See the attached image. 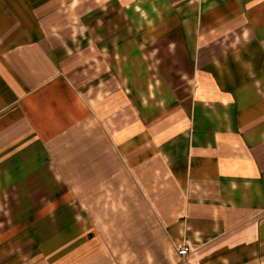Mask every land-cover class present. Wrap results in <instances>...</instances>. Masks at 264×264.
Listing matches in <instances>:
<instances>
[{"label":"crops","instance_id":"crops-1","mask_svg":"<svg viewBox=\"0 0 264 264\" xmlns=\"http://www.w3.org/2000/svg\"><path fill=\"white\" fill-rule=\"evenodd\" d=\"M264 264V0H0V264Z\"/></svg>","mask_w":264,"mask_h":264},{"label":"built area","instance_id":"built-area-1","mask_svg":"<svg viewBox=\"0 0 264 264\" xmlns=\"http://www.w3.org/2000/svg\"><path fill=\"white\" fill-rule=\"evenodd\" d=\"M190 250H191V246L189 241L187 240L177 246V253L181 257V264H189L185 260V256Z\"/></svg>","mask_w":264,"mask_h":264}]
</instances>
